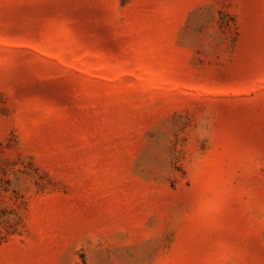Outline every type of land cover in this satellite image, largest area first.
<instances>
[{"label":"rangeland","instance_id":"rangeland-1","mask_svg":"<svg viewBox=\"0 0 264 264\" xmlns=\"http://www.w3.org/2000/svg\"><path fill=\"white\" fill-rule=\"evenodd\" d=\"M0 264H264V0H0Z\"/></svg>","mask_w":264,"mask_h":264}]
</instances>
